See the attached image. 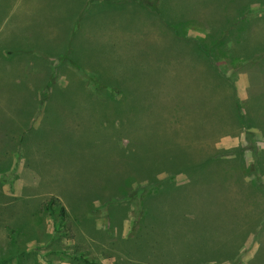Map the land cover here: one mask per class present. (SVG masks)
<instances>
[{"label":"rangeland","instance_id":"1","mask_svg":"<svg viewBox=\"0 0 264 264\" xmlns=\"http://www.w3.org/2000/svg\"><path fill=\"white\" fill-rule=\"evenodd\" d=\"M47 18L71 27L61 47H9L0 60V264H191L204 228L225 235L220 251L236 236L221 264H264V0H61ZM164 153L225 162L172 178L155 168L170 183L143 190ZM167 198L184 214L148 216ZM49 200L65 209L56 233Z\"/></svg>","mask_w":264,"mask_h":264},{"label":"trees","instance_id":"2","mask_svg":"<svg viewBox=\"0 0 264 264\" xmlns=\"http://www.w3.org/2000/svg\"><path fill=\"white\" fill-rule=\"evenodd\" d=\"M68 53H69V48L67 49V52L65 53V55L68 54ZM63 59H66V58L64 57ZM84 78L91 79V80H89V82H90L89 84H92L96 88L97 91H101V90H103L105 88L104 83L101 82L97 77H92V76L88 77V75H86ZM81 82L83 84H85L83 82V78H81ZM154 85L155 84L151 85V87L154 86ZM49 92H51V91H49ZM45 94H46L45 97L42 98L43 101H41V102H44V103L48 101L51 93H45ZM130 95H131L132 99H134L135 102L137 101V99L139 97H141L142 100L144 99V93H141L139 90L131 91ZM148 95H149L148 98L150 100L149 101L150 103L148 105H152L153 103H151V102L153 101L154 96H155V93H152V88L150 89V92L148 93ZM233 108H234V111H235V116L239 117V119L241 121V125H243L244 129H247V133H248L249 132L248 131L249 130L248 129L249 126L247 125V123L245 121V117L243 116V114L241 112V110H242L241 109V105H240V103L238 102L237 99H236V101L233 102ZM167 148L169 150L170 147H167ZM240 150L241 151H238V153H239L238 155H240L242 153V149H240ZM159 157L167 159L164 162V164H165V166L167 168H158L159 166L154 165L153 163H150V166L148 167V177L146 176V182H145V184L147 186L145 188L142 187L143 190H145V191L147 189H150V187H153V186H156V185H159V184L162 185L163 183H166V182L170 183V179H168L166 181L157 180L154 177V175L152 174V170L155 169V168L160 169V170H156L153 173H156V172L162 173V172H164L166 174H169L170 178H172L173 176H177V175H181V174H184V175L187 176L188 173H190L191 171H198L200 173H205L206 171L213 170L215 167L219 168L221 166V164L223 162H225L222 159L221 155L220 156L218 155V157L209 155L204 160L197 161L196 163L192 162V158H191L190 154L188 156H186L185 158H179V159L175 158L171 154L169 155L167 153L159 155ZM231 158L237 159L238 163L243 168H245V165H244L245 157H243L242 155L238 157L235 154ZM153 162H155V160ZM203 171H205V172H203ZM137 172H138L139 175L142 174V170H137L136 174H137ZM245 172H246L245 175L248 177L249 173L251 171H250V169H247ZM209 174L211 175V177H207L206 176V177L202 178L203 179V181H202L203 184H206L207 181L210 178H212L211 180H213V179L215 180V178L217 176V174H215L214 172L209 173ZM221 177H223V176L221 175ZM254 183H255L254 187H253L254 189H257V187L260 188V185H259L260 183H258V182H254ZM170 188H172L173 191H176L174 193H177V191H179L180 189H182V190L186 189L187 185H186V187H176V186L172 185V186H170ZM208 189H210V188L208 187ZM210 195H212V194L209 193L208 196H210ZM172 196H174V195H172ZM55 204H56L55 200H49L46 203V205H45L46 210L50 213V216L52 218V222H53L52 229H53L54 233H56L58 231V225L62 226V224H63V222H64V220L66 218L65 209L62 206L59 207L58 215H56L55 208H54ZM148 204H149L150 207H148L147 214H148V216L154 217V219L156 217L158 219H163L164 220L163 216H165L166 217L165 219L169 218L170 220L169 219H167V220H169V222L171 221V223H172V222H174V221H172L173 220L172 216L174 214L175 215H177V213H179L180 215L184 214L183 210L182 209L180 210L177 207V205H174L170 198H167L164 208H163L164 204H160L158 209H156V207L154 205V202H149ZM203 221H207V220H203ZM158 223H162V222H158ZM209 223H211V221H209ZM197 226H198V228L199 227L203 228V226H207V225L204 224V225H197ZM209 228H211V227H209ZM201 230L203 231V233L197 234L195 239L194 238L192 239V246L193 247L191 248V250L195 252V253H192V254L195 257H196V255L200 256L201 259L196 258L195 262H194V259H192L191 264H211V263L221 264L222 260L225 259V258L228 260L226 262L230 263L233 260L234 255L236 254V253H233V249L235 248V245H236V243H234L235 240L233 238L236 237V236H234L233 234L230 235L229 236L230 240H226V242H223L224 249L222 248L221 251H220V248L218 250L213 248V244L216 243V239H217L216 237H218V239H220L219 237L223 238V237H225V235L221 236V235H217V234H211L210 231L215 230L213 228H211L209 230L206 229V231H205V228H204V230L203 229H201ZM207 231L209 233H207ZM229 237H227V238H229ZM192 254H190V255L193 256ZM84 262H85V264H96V263H94L92 261H84Z\"/></svg>","mask_w":264,"mask_h":264},{"label":"crops","instance_id":"3","mask_svg":"<svg viewBox=\"0 0 264 264\" xmlns=\"http://www.w3.org/2000/svg\"><path fill=\"white\" fill-rule=\"evenodd\" d=\"M47 2L48 3L43 6L42 4H39L37 0H23L22 10H21L19 6H16V4H14L15 3L14 0H0V60L1 61H5L7 59L8 53L9 51H11L9 47H13L18 51H25L26 49V52L28 50V53L31 50H33L31 47H35L39 49V51H37V54L41 53L40 55H45L46 53H48V51L46 50L43 51L42 49L43 47H47V48L53 47L50 44L52 42H56L61 47L62 44L59 43L58 40L56 39H59L60 37L63 38L64 33L62 30H66L68 32V30H71L70 29L71 27L66 26L67 24H65L64 21L62 22L59 21L55 25L50 24V22H48L47 16L51 13L53 9H56L57 3L58 5H61V0L58 1L48 0ZM76 4L78 5V2H76ZM58 9L62 11V6H60ZM16 22L23 23V26L18 27L16 25ZM95 23L96 21L93 20V17H91V19L88 18L87 28H89V30L91 28H95ZM77 27L78 29H80V26ZM0 72H2V74L5 77L7 73L10 71L0 70ZM220 168L222 167H219L218 169ZM241 168L244 171L250 169L247 166H245V168L243 167ZM252 168L253 167H251V169ZM244 171H243V176L245 178L243 179L246 180V178L248 177L245 175L246 172ZM221 174H224L225 176V179L223 178L225 183L227 182V180L233 178V174L237 175V172H234L232 169H228L227 171ZM252 182L254 183L255 181Z\"/></svg>","mask_w":264,"mask_h":264}]
</instances>
